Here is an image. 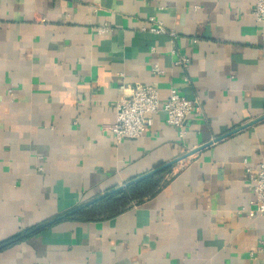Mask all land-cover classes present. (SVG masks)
I'll return each mask as SVG.
<instances>
[{
	"label": "crops",
	"instance_id": "1",
	"mask_svg": "<svg viewBox=\"0 0 264 264\" xmlns=\"http://www.w3.org/2000/svg\"><path fill=\"white\" fill-rule=\"evenodd\" d=\"M255 3L0 0V243L52 224L0 251V264H264V215L241 210L244 159L264 162ZM151 16L176 38L143 30ZM179 55L191 63L174 65ZM143 85L195 102L184 138L164 111L138 139L104 129ZM160 167H171L165 186L119 216L58 221Z\"/></svg>",
	"mask_w": 264,
	"mask_h": 264
},
{
	"label": "built area",
	"instance_id": "2",
	"mask_svg": "<svg viewBox=\"0 0 264 264\" xmlns=\"http://www.w3.org/2000/svg\"><path fill=\"white\" fill-rule=\"evenodd\" d=\"M253 14L259 21L264 20V0H256ZM145 31L156 34H167L172 39L177 33L173 29H168L163 21L154 16L148 17L142 27ZM105 26L101 32L108 31ZM173 50L172 53H175ZM191 63V58L179 55L174 65L187 67ZM155 73H163L159 65L153 66ZM195 108V102L183 96L175 88L171 89L167 100L162 101L159 90L151 85H143L132 89L130 96L121 97L116 103V120L111 125H106L105 130L112 133L118 142L124 140L138 139L144 136L146 130L154 123V115L160 111L166 113L168 124L178 128L179 136H186V122ZM249 181L252 183V196L248 204L241 210L248 213L250 218L264 215V162L259 167L249 165L248 159H244Z\"/></svg>",
	"mask_w": 264,
	"mask_h": 264
},
{
	"label": "trees",
	"instance_id": "3",
	"mask_svg": "<svg viewBox=\"0 0 264 264\" xmlns=\"http://www.w3.org/2000/svg\"><path fill=\"white\" fill-rule=\"evenodd\" d=\"M170 169L171 167H163L160 170L133 179L128 186L116 190H109L91 202L67 212L64 217L58 221L99 222L115 218L126 212L134 204H140L148 198L157 195L167 183L166 175L170 172ZM51 225L52 224L45 223L43 225L31 227L22 234L1 242L0 251L32 237Z\"/></svg>",
	"mask_w": 264,
	"mask_h": 264
},
{
	"label": "water",
	"instance_id": "4",
	"mask_svg": "<svg viewBox=\"0 0 264 264\" xmlns=\"http://www.w3.org/2000/svg\"><path fill=\"white\" fill-rule=\"evenodd\" d=\"M255 122H256V121L250 123L249 125H252V124L255 123ZM220 138H222V137H220ZM220 138H218V139H220ZM218 139H215V140H218ZM213 142H214V141H211V142L207 143L206 145H203V146H201L200 148L195 149V150L189 152L185 157L190 156V155L196 153L197 151H199V150H201L202 148H204V147H206V146L212 144ZM185 157H183V158H185ZM166 166H168V165H166ZM161 168H163V167H160V168H158V169H155V170L151 171L150 173L155 172V171H157V170H160ZM132 181H133V180H131L130 182H128L125 186H128ZM119 189H120V188H119Z\"/></svg>",
	"mask_w": 264,
	"mask_h": 264
}]
</instances>
